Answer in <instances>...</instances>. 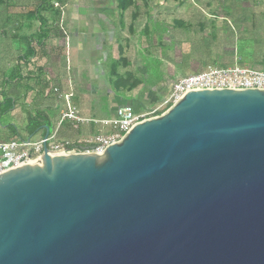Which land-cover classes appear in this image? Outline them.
<instances>
[{
  "label": "water",
  "instance_id": "obj_1",
  "mask_svg": "<svg viewBox=\"0 0 264 264\" xmlns=\"http://www.w3.org/2000/svg\"><path fill=\"white\" fill-rule=\"evenodd\" d=\"M0 264H264V91H190L0 174Z\"/></svg>",
  "mask_w": 264,
  "mask_h": 264
},
{
  "label": "rangeland",
  "instance_id": "obj_2",
  "mask_svg": "<svg viewBox=\"0 0 264 264\" xmlns=\"http://www.w3.org/2000/svg\"><path fill=\"white\" fill-rule=\"evenodd\" d=\"M134 1V8H139L140 13L132 19L127 12L122 26L118 24L119 16L115 11L99 15V22L90 14L94 8L114 9L116 0H62V4L53 1L56 9L49 10L60 9L59 15L54 22L50 21L53 24L51 33L48 39H43L46 33L35 35L39 22L33 20L28 29L32 17L27 13L35 8L37 0H3L0 5V140L11 132L24 135L21 125L11 114L13 105L3 102L8 99L21 108L36 109V101L41 95L35 91L33 104H24V94L30 91L26 85L34 81L25 78L31 66H23L18 55L20 52L28 55L33 43L37 46V43L50 42L46 49L51 58L54 57L49 50L51 45L55 47L53 52L57 56L58 51L62 53L60 46L66 45L65 55L54 57L55 64H47L45 72L61 94L66 92V88L74 91L75 97H79V105L83 106L81 109L92 105L98 121L110 119V108L125 104L129 97L128 103L137 100V105L131 107L136 113L147 114L146 119L159 116L158 113H164L167 106H171L165 102L176 80L200 73L210 66H233L234 57L240 61L239 66L264 70V65L256 63L263 58L264 0ZM78 8L84 13L76 15L74 10ZM73 20H76V25L71 24ZM95 30L97 33L94 34ZM26 36L30 38L23 40ZM73 39L79 40L80 53L77 55L80 54V61L74 62L77 68L72 71L69 57L71 54V61H74V50L71 51ZM38 49L35 47L36 51ZM104 58L108 61L104 62ZM37 59L45 60L39 53ZM120 59L129 63L120 61L118 73H134L139 69L135 75L141 85L147 86L145 89L141 87L134 95L127 96V92L119 90L111 82L114 77L109 73V61ZM16 69L18 71L15 72ZM44 78L42 75L40 79ZM158 82H161L158 88H150ZM8 107L12 109L5 112ZM104 130L105 127L92 129L87 134L89 128L88 132L82 129L79 136L87 138Z\"/></svg>",
  "mask_w": 264,
  "mask_h": 264
},
{
  "label": "built area",
  "instance_id": "obj_3",
  "mask_svg": "<svg viewBox=\"0 0 264 264\" xmlns=\"http://www.w3.org/2000/svg\"><path fill=\"white\" fill-rule=\"evenodd\" d=\"M260 90L264 91V70L250 69L239 65L229 67H207L200 73L190 74L175 81L165 105L174 104L190 91L201 90ZM54 92L67 103L62 121L78 124H93L105 127L106 131L78 140L75 143L59 141L56 134L48 135L38 141L13 136L7 141H0V174L13 168L38 161L46 147L52 155H69L77 153L101 154L105 148L115 144L137 123L146 119L147 114H138L132 108L119 107L114 116L106 120L83 119L76 108L70 105L72 93Z\"/></svg>",
  "mask_w": 264,
  "mask_h": 264
},
{
  "label": "crops",
  "instance_id": "obj_4",
  "mask_svg": "<svg viewBox=\"0 0 264 264\" xmlns=\"http://www.w3.org/2000/svg\"><path fill=\"white\" fill-rule=\"evenodd\" d=\"M109 9L110 8H108V10L106 8H98V9L94 8V10H92L93 12H91L90 14L93 16H96L95 20L99 22V21H101V19L99 18V15H106V14L109 15V14H112L113 11H115V13L119 16L118 24L119 25L121 24V26H122V24H123L122 19L127 14V12L130 14V17H132V19H136L137 15L140 13L139 8L131 7L129 9H127L121 16L120 11L117 7H115L114 9H112L110 11H109ZM74 11H75L76 15H80V12L84 13L83 10H80L79 8L75 9ZM220 19H222V17H220ZM75 21L76 20H73L71 24L76 25L77 23ZM145 26H146V23H145ZM130 27H129V29H130ZM79 29H80V27H79ZM95 33H97L96 30H95L94 34ZM73 41H74V45H73L71 51L74 50V53H73L74 61L73 60L71 61V54L69 57V61L71 62L70 64H71L72 71L75 70V68H77V66H74V62L79 63V61H80V58H79L80 54L77 55V53H80L79 52L80 51L79 50V40L73 39ZM48 45H50V42L44 43V48L38 49L36 51L35 57L31 58L28 62H22L23 66H25V65L29 66V67L31 66V69L29 70V72L27 71V73H26L29 75L25 76V78L32 79L34 81L33 84L31 83L30 85H28V84L26 85V87L30 88V91H28L26 94H24L25 95L24 96L25 97L24 98V102H25L24 104L26 106L29 104H33L34 100L32 101V97H33V94L35 93V91H37V94H41L40 97L38 98V100L36 101V109H33L31 107H29V109H28L27 107L25 108L23 106L21 108L19 105L16 104V102L12 101L13 104L17 105V108L15 106H13L14 108L12 109L11 114L14 116L15 120L19 123V125H21V128L24 130L23 131L24 135H22L19 132H16V133L11 132L9 134V136L2 138L0 141H7V140L11 139V137H13V136H18V137L25 139V140H28L29 138H31V139L34 138L35 141H38L41 138H44V135H45L43 133L44 128L36 131V133H34L32 135H28V131L26 130L28 119L34 117V114H36L38 112L42 114V118L44 121L43 123H47L50 126L48 135L56 134V138L59 141L75 143L78 140L84 139L83 136H79V131H81L82 129H84L86 132H88V128H89V133H87V134H90V132H92V129H93V131L97 128H99V130L101 129L100 126H94L93 124H78L77 126H75V124L70 122V121H62L61 122V116L64 112H66L67 103L65 102V100H63L62 97H59V95L54 92V89H58L59 87L53 86L52 83H50V80L48 79V74L45 72V69H46L47 64H51V63L55 64V58L56 59L59 57L62 58L63 55H65L66 49L64 47L66 45L63 44L62 46H60L59 49H61L62 53L60 51H58L57 52L58 56L56 55V53L53 52V49L55 47H53L52 45H51V47H49L51 54L53 53L55 58L54 57L51 58V56L47 55L48 51H47L46 47ZM261 45L262 44H260V47H261ZM257 46L258 45L256 44L255 50H256ZM71 51H70V53H71ZM120 51L121 50H119V52ZM38 53H39L40 57L42 56L43 59H45L44 61L43 60L39 61L38 59H37L38 61L36 60ZM261 54H262L263 60L261 59L262 61L261 60L256 61V63L264 65V56H263L264 50L263 49L261 51ZM59 61H60V59H59ZM107 61L108 60L106 58H104V62H107ZM127 61L125 64L128 65L129 62H127ZM90 62L92 63L91 60H90ZM119 62H120V60H110L109 61V63L111 64L110 69H109V73L111 74V76H113V73H114V65L113 64L117 65V70H118V63ZM233 62H234V65H238L240 61L234 57ZM93 63H94V61H93ZM66 70H67V74H69L68 69H66ZM117 70H116L117 74L121 75L118 73ZM138 71H139V69H137V71H134V73H127L126 74L124 72L125 74L123 73L121 76L131 74V76L133 78L134 77L137 78L135 74ZM63 74H65L64 70H63ZM42 75H44L45 78L41 80L40 78ZM62 76H59V78H61ZM161 82H163V81H161ZM161 82H158L157 84L151 86L150 88L153 89L156 86L158 88V85H160ZM141 87L145 89L147 86H143L140 84L134 90L127 93L128 94L127 96L134 95L136 93V91ZM58 90L61 93L60 89H58ZM70 92L72 93L70 105L77 109V111L79 112V117L83 118V119L98 120L95 118L93 106L89 105L87 108L81 109V107L83 108V106L79 105V97H75L76 95L74 94V91L72 89L66 88V92L64 94L70 93ZM15 94H16V92H15ZM89 94H90V91H89ZM130 99H131L130 97L127 100L125 99L127 101L125 104H120L119 106L115 107L114 109L110 108V111H111L110 118L114 116L115 110L119 107L131 108L132 106L137 105L136 104L137 100H133L132 103H128L129 102L128 100H130ZM61 106H63V107H61ZM31 109H33V110H31ZM13 127H15V126L13 125ZM51 127H52V129H51ZM95 134H96V132H95Z\"/></svg>",
  "mask_w": 264,
  "mask_h": 264
},
{
  "label": "trees",
  "instance_id": "obj_5",
  "mask_svg": "<svg viewBox=\"0 0 264 264\" xmlns=\"http://www.w3.org/2000/svg\"><path fill=\"white\" fill-rule=\"evenodd\" d=\"M53 1H57L58 3L62 4V0H37L35 8L31 11L28 12L27 15H30L32 18V21H30L28 29L31 28V24L34 23L33 20L39 22V30L38 32H35V35L37 36L38 34H44L46 33L45 36H43V39H48L47 37H49L50 33H51V26L53 24H50V21L53 20V22L57 19L56 16L59 15V10L57 9L56 11H50L49 9H53ZM3 4V0H0V5ZM135 6V1L134 0H116V7L119 9L120 11V15L122 16V14L129 8L134 7ZM56 9V8H54ZM47 15V16H46ZM180 25V24H178ZM181 26V25H180ZM147 26L144 27V29L146 30ZM44 30V31H43ZM32 37V35H31ZM29 36L24 37L23 40L29 39ZM33 43V42H32ZM37 46L34 45L33 43V48L31 51L28 52L27 54H21V52L18 55V59L22 62H28L31 58L36 56V50L35 47H38L39 49H43L44 48V43L36 44ZM120 61H123L124 64L126 63L125 59H120ZM114 65V73H113V77L114 79L111 80L112 83L115 84V86L121 90V91H125L127 93L131 92L132 90H134L138 85H140V81L137 80V78H133L131 76V74L125 75V76H121L118 75L116 70H117V65ZM16 67H19L16 65ZM18 71V69L15 70V72ZM7 81H10V78H8ZM7 101V102H6ZM4 104H8L11 103V106L13 104V102L9 101L8 99L5 100V102H3ZM168 108L170 106H167ZM12 107H8V109L5 110V112L11 110ZM162 113V112H161ZM161 113H158L157 115H160ZM43 118H42V114L41 113H36L34 114V117L28 119L27 121V126H26V130L28 131V135H32L34 133H36V131L43 129L44 131L43 133L45 134V128H47L48 130L50 129L49 124L47 123H43Z\"/></svg>",
  "mask_w": 264,
  "mask_h": 264
}]
</instances>
